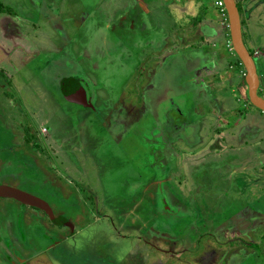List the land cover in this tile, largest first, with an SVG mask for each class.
Returning <instances> with one entry per match:
<instances>
[{"label":"rangeland","instance_id":"374dc122","mask_svg":"<svg viewBox=\"0 0 264 264\" xmlns=\"http://www.w3.org/2000/svg\"><path fill=\"white\" fill-rule=\"evenodd\" d=\"M215 1H203L212 8L205 14L201 0H0L7 7L0 10V182L46 197L54 208L64 205L75 230L54 246L39 235H63L65 227L50 228L40 210L0 197L4 228L12 232L23 218L26 232L38 236L21 250L29 264H222L220 243L231 238L243 247L250 235L263 234L254 215L264 216V196L254 199L260 190L253 176L225 180L226 159L248 161L247 152L208 153L218 136L235 135L233 143L240 144L248 117L236 125V112L221 106V118L211 112L196 125L185 124L184 116H176L174 129V120L167 123L165 107L173 100L187 108L194 101L180 93L187 84L180 75H190L195 62L191 52L221 45L230 52L227 15ZM247 2L264 49V0ZM244 41L250 47L245 33ZM250 51L254 55V47ZM65 76L87 82L91 106L61 96ZM233 100L244 114L248 94ZM44 128L49 136L40 133ZM154 173L159 178L151 182ZM45 174L50 183L41 181ZM218 175L225 180L215 192L224 198L219 213L226 209L212 214L220 221L209 228L205 216L211 213H202L200 203ZM189 189L197 199L183 196ZM176 198L191 201L184 207ZM259 238L256 253L241 264H264Z\"/></svg>","mask_w":264,"mask_h":264},{"label":"crops","instance_id":"0c3cea01","mask_svg":"<svg viewBox=\"0 0 264 264\" xmlns=\"http://www.w3.org/2000/svg\"><path fill=\"white\" fill-rule=\"evenodd\" d=\"M204 0H201V4L200 7L202 6L204 9L205 14H209V11H211V6L207 5L206 3L203 4ZM238 2L239 5V14H240V22H241V30H242V38L244 41V33H245V37L248 39V45H250V47H247L248 50L250 51L252 47H254L255 51H254V55L253 58H258V60L260 59V65H257L255 60V66H256V71L258 74V79H259V85H258V94H261V92L264 91V49L262 47V45H260L258 42V37L254 32V28H253V23H252V19H251V15H252V6L251 4H249L247 1L248 0H236ZM219 7V6H218ZM220 9V7H219ZM221 10V9H220ZM222 14L225 15L224 10H221ZM202 29L204 31L205 28L202 27ZM204 32H202L200 34L203 35ZM196 42L198 40H195ZM181 42V41H180ZM245 45L246 42L244 41ZM214 44V43H213ZM166 46V44H164ZM247 46V45H246ZM204 46L201 47V50H198L199 52H191L193 53V56H190V61L194 62V65L189 67V70L191 69V73H189L190 75H180V77L185 76L186 77V87L184 90H182L180 93L183 94H187L188 96L192 97L194 99L190 100V108H187V104L186 106H182L181 104H177L175 100H173L171 103V106L168 107L169 105H167L165 107L166 113L168 114V122H171L172 120H174V123L176 122V116H179L182 118V116H184L185 119V124H189V123H193V124H197V123H201V122H205L206 119V115L208 116L209 113L213 112L214 115H216L217 117L221 118V116L219 115V109L225 108V109H230V113L231 112H236L237 116L236 118V125H238L239 122L243 121L246 117H248V120L246 122H244L241 126H242V135L239 137L240 139H236V141L240 140V144H234L232 139L238 138L237 136H231V135H225L224 137H217V139L219 140V142H210L207 145H210L211 150L208 153L211 154H215L217 152H219V150H222L224 152H230V151H237V150H243L247 152V155L251 158L248 161L246 159H239V160H228L226 159L225 162L226 163V175H225V180H228L232 177V175L235 174H240L243 173V177H245V175H250L253 176L252 180L255 182V188L259 189L260 192L257 196H255L254 194V199H258L264 196V133L263 130L261 128L264 127V111L261 110L260 108H258L257 106H255L254 104H252L250 101L245 100L243 101V106H244V110L246 111L244 114L241 113V108L237 109L236 107V102H234V98L237 99V101H242L243 99H245L246 97V93L248 94V86H247V80L245 77V69L244 66L242 67L241 64L237 61L238 57L236 54H232L230 52L227 51L226 46L221 45V46H217L213 51H209L207 47H205V50L203 48ZM166 52V51H165ZM251 52V51H250ZM170 53V52H168ZM178 53V52H177ZM252 54V52H251ZM182 54L179 53V58H182ZM187 57V56H184ZM188 60V58H187ZM243 65V64H242ZM59 77V76H58ZM179 77V78H180ZM62 77L59 78V80ZM182 82V81H181ZM181 85V84H180ZM61 96L66 100V101H70L71 103H77L79 105H81L82 107H88L84 104L78 103L76 100H68V98H66L63 94V92H60ZM238 94V95H237ZM204 97H207L206 99L203 100ZM236 101V100H235ZM185 107L184 110L189 109L188 110V115H184L183 113V108ZM241 107V106H240ZM251 107H255L257 108L260 112L255 111L254 109L252 110ZM171 110L174 112V114H171ZM223 110V109H221ZM7 111V110H6ZM228 111V110H227ZM8 112V111H7ZM226 112V111H223ZM223 117L226 116L224 113H222ZM247 114V116H246ZM4 115V113H2V116ZM7 117L9 116V114H6ZM241 116V117H240ZM226 123V127H229L230 125V120L225 118L223 119ZM187 122V123H186ZM189 122V123H188ZM171 124L170 126L172 127L171 129H174L175 127H177L176 123L175 124ZM184 124V125H185ZM208 126V125H207ZM207 128V127H206ZM221 128V127H220ZM44 130L46 131L47 128H44ZM218 129H215V131H217ZM262 130V132H261ZM48 131V130H47ZM46 132H40L43 135H48V133ZM220 131V129L218 130ZM220 138H222L223 141L220 140ZM232 138V139H231ZM55 139V138H54ZM226 139V140H225ZM44 140V138H43ZM215 138L212 139V141H214ZM23 141L25 142V138L23 137ZM28 144V143H27ZM213 144V145H212ZM214 147V149H213ZM59 148V147H57ZM151 148V146H150ZM156 147H152L151 150H155ZM59 150L61 152L64 153L65 150H62L61 148H59ZM187 151V150H186ZM191 152V156L195 155V151L194 148L188 150ZM215 151V152H214ZM157 152V151H156ZM182 152H185L184 150H182ZM214 152V153H212ZM61 153V157L64 158V154ZM188 153V152H187ZM252 154V155H249ZM44 156V155H43ZM191 156H186V157H191ZM250 160H254L257 161V165H258V170H261L260 172H256L257 167L255 166L256 162H251ZM159 162V161H158ZM185 162V161H184ZM67 163V162H66ZM65 163V166H66ZM254 164V165H253ZM254 170V175H252V170ZM73 170V169H72ZM251 170V171H250ZM216 173H219L216 171ZM262 173V174H261ZM261 174V175H260ZM260 175V176H259ZM219 176L218 175L215 178H210L209 179V185H208V190L209 193L207 196L203 197L202 201L200 204H202V213H204V211H207V213H211V215H207L206 217V222H205V226L206 227H213L214 225V221H220L219 219H214L213 215L218 216L219 214H221L222 212L225 211L226 208H224V210H222L221 213H219V205L224 206V198H222L220 195H215L216 191H223L222 189V185L224 183L225 180H222L221 182H219ZM259 176V178H258ZM159 175L157 174H153L150 176V181L154 182V181H158ZM207 179V177H206ZM257 181L260 183L256 184ZM70 182V180H69ZM204 182V181H202ZM216 182V183H215ZM215 183V184H214ZM227 184V182H226ZM188 194H183L184 197H187L189 199H197V196L195 194V192H192L190 189L187 190ZM197 191V189L195 190ZM256 192L258 193V190H256ZM223 193V192H222ZM186 199V198H185ZM187 200V199H186ZM180 201V202H179ZM188 203H182L181 200L179 198H176V202L182 206H184L185 204H189V201L191 200H187ZM244 204H248V203H244ZM252 204V203H250ZM241 209L243 208L242 205ZM185 207V206H184ZM250 208H248L249 210ZM234 210V209H231ZM236 211L231 212V214L238 212V208H235ZM184 211H186V209L184 208ZM240 215V214H239ZM213 217V218H212ZM242 219V215H240L239 219ZM255 221L257 220L259 222V226H260V230H262L263 234L260 232V235L258 236H253L250 235L248 237V242L247 243H243V247H236L234 244L233 239L229 238V240L226 242H222L220 244L225 246V249L223 250V252L221 253L220 256V260L222 261V264H241V263H245V257L246 256H251V254H255L256 250L253 249L252 246H256V244L261 243V239L259 237H263L264 238V216L261 215V211L258 212L256 215H254ZM262 235V236H261ZM223 240H225V236L222 235ZM258 239V240H256ZM253 249L251 251H247V247ZM250 254V255H248Z\"/></svg>","mask_w":264,"mask_h":264},{"label":"water","instance_id":"95a60500","mask_svg":"<svg viewBox=\"0 0 264 264\" xmlns=\"http://www.w3.org/2000/svg\"><path fill=\"white\" fill-rule=\"evenodd\" d=\"M222 1L228 19L231 44L245 69L248 98L252 104L264 111V97L257 92L259 79L254 58L242 38L240 14L236 0ZM62 80L78 103L86 106L92 105L90 89L87 82L82 77L65 76ZM172 113L174 112L171 110V114ZM0 197L15 199L23 204L38 207L50 214L52 212L51 207L45 199L17 186L0 182Z\"/></svg>","mask_w":264,"mask_h":264},{"label":"flooded vegetation","instance_id":"af4514ba","mask_svg":"<svg viewBox=\"0 0 264 264\" xmlns=\"http://www.w3.org/2000/svg\"><path fill=\"white\" fill-rule=\"evenodd\" d=\"M91 102H92V93H91ZM169 125H171V124H169ZM169 127H171V126H169ZM158 169H159L158 171L160 172L161 167ZM41 171H42V173H44V171L42 169H41ZM45 178H46V180H44ZM45 178L43 177V179L41 181L42 182L47 181V183L48 182L50 183V180H49L50 174H45ZM51 179H52V177H51ZM56 181H57V179L56 180L52 179V182L54 184H57ZM34 194H36V193H34ZM36 195L40 196L39 194H36ZM40 197L45 199L47 201V203L49 204V206L51 207V210H52L51 214L40 209V208H38V207H35V206H30V208L33 207L35 210H40L41 212H43V214L45 216H47V218L49 219L48 220L49 221L48 226L50 228H52V226L55 228L65 227L66 228L65 231H68V232L61 235L59 232L56 233V230L52 231L51 234L49 231H45V232H41V234L39 236H41V238H43V239H50L54 246L59 245L60 243L63 242V240H65L68 237H71L75 233L74 224H72L67 219L68 217H67L65 211L62 209L64 205L56 204L54 202L55 205L57 206L56 207L57 209H56V208H54L52 203L46 197H43V196H40ZM21 204H23V203H21ZM24 205H26V204H24ZM26 206H29V205H26ZM34 209H29V210H34ZM59 210H62V211H59ZM32 225H36V224L34 223ZM26 228L27 227L23 223V218H19L16 221L15 228L12 232L5 229L3 226V223L0 221V264H29L27 262V259L25 257H23L22 251L26 252L30 247H32L33 243H35V239L38 238V236H36L34 234V236L32 237V235H30L26 232ZM53 245H51V246H53Z\"/></svg>","mask_w":264,"mask_h":264},{"label":"trees","instance_id":"16d2710c","mask_svg":"<svg viewBox=\"0 0 264 264\" xmlns=\"http://www.w3.org/2000/svg\"><path fill=\"white\" fill-rule=\"evenodd\" d=\"M236 4H237V7H238V10H239V5H238V2L236 1ZM5 8H7L4 4H2V2H0V10H3V9H5ZM224 12H225V14H226V11H225V9H224ZM251 53V52H250ZM237 58V61L241 64V66L243 67V65H242V63H241V61H240V59L238 58V57H236ZM63 79V78H62ZM61 79V80H62ZM62 83H63V81H62ZM62 92H63V94H64V96L66 97V98H68V99H70V100H74L75 101V98H74V96L72 95V93L69 91V89L67 88V86L63 83L62 85Z\"/></svg>","mask_w":264,"mask_h":264},{"label":"built area","instance_id":"2783aa9c","mask_svg":"<svg viewBox=\"0 0 264 264\" xmlns=\"http://www.w3.org/2000/svg\"><path fill=\"white\" fill-rule=\"evenodd\" d=\"M215 3L221 8V10H224V4L222 0H216ZM228 50L232 53L235 52L232 44H228Z\"/></svg>","mask_w":264,"mask_h":264}]
</instances>
